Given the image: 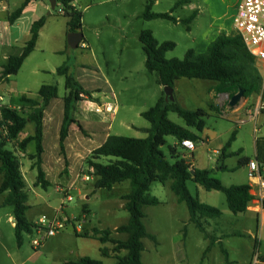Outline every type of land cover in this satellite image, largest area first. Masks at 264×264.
<instances>
[{"label": "rangeland", "instance_id": "1", "mask_svg": "<svg viewBox=\"0 0 264 264\" xmlns=\"http://www.w3.org/2000/svg\"><path fill=\"white\" fill-rule=\"evenodd\" d=\"M22 1L9 0L10 15L21 6ZM181 1L183 0H159L153 11L168 13ZM194 1V3H184L175 8L172 13L175 18L185 20L199 10L197 18L195 17L189 23L191 31H188V24L184 22L142 19L141 15L145 10L147 0H75L74 4L83 13L82 34L84 39L82 42L87 45V48H83L81 42L77 49L71 48L67 43V19L60 14V10H50V15L48 11L42 10V16L46 17V25L35 50L25 60L16 76H12L9 82L0 81V108L10 105L11 100L18 96L37 97L43 85H57L59 97L51 101L50 108L45 115V121L52 124L49 125L52 132L47 131L45 146L50 154L49 159L53 158L55 149H57L56 157L60 155L65 166L66 147L62 152L59 146V124L63 119V97L69 90L65 84V76L57 74V69L65 65L68 67V73L92 93L91 97H82L80 107L73 111V116L77 111L79 115L80 112H89L90 123L89 121L87 123V120L84 122L86 127L92 131L96 127L106 129L110 125L108 132L110 135L130 138L147 137L148 134L141 130L148 129L151 125L141 114L153 108L161 97H165V94L164 88L161 89L158 83V75L150 73L145 67L146 54L139 42V34L143 30H150L160 43L173 42L175 48L166 53V59H183L189 49H199L198 53L202 54L206 50L202 51L198 44L206 39L211 23L215 22L226 29L230 25L236 2V0ZM29 10L19 21L21 27H25L30 21H35L34 19H40V14L36 16L33 11ZM6 19L8 20L7 13L1 16V20L6 21ZM227 32L228 34L235 33L232 27L228 28ZM1 34L5 35L1 32L0 37ZM22 43L20 41L17 47L22 46ZM253 68L263 77L261 91L251 96L244 95L236 107L227 110L226 107L231 97L229 94L218 92L217 82L185 78L175 82L176 97L183 107L203 109L208 114L206 130L209 131L213 143L211 145L204 142L197 144L194 151L195 159L192 162L194 166L203 169L215 168L218 162L209 159L208 156L213 154V148H217L221 143H227L236 131V138L230 149L234 154L226 160V165L234 170L212 175L224 185L239 184L247 180V168L239 167L240 158L253 157L256 142L264 140V116H259L255 125V121L246 115L249 110H253L260 96L264 94L263 63L255 59ZM107 103L117 107L113 120L109 118L110 114L105 109ZM220 105L224 112L220 111ZM97 106L104 107L102 114L96 112ZM233 109H239L241 113H245L239 119L240 125L229 120ZM113 112L114 110H111V113ZM168 118L181 127H186L184 120L176 113L170 112ZM33 128L34 125L29 123L16 140H11L5 133L0 132V140H6L5 149L13 152L17 157L26 184L25 190L29 195L28 205L30 206L26 216L32 222L46 216L49 219H68L69 223L62 233L47 239L37 250L32 246L33 239L37 238L35 233L24 234L21 246H18L14 236L11 242L12 250L10 241L8 243L6 241L7 237L10 238L14 232L7 214L12 213V207L3 205L5 193H0V234L5 238L2 243L8 251L5 252L0 248V264H66L84 256L100 260L103 264H116V257L126 256L127 251L114 252V243L108 242L102 245L94 239L81 237V235L89 236V231L94 228L113 230L126 225L129 220V213L122 208L124 202L117 195L121 191H128V185H118L116 191L96 190L94 187L96 177L93 176L94 170L89 167L87 160L92 151L101 145V138L95 135L87 139L85 137H90L89 133L83 137L75 126L70 130L71 145L69 143L68 152L74 153L76 145L87 149L71 158L76 163L72 161L73 178L80 172V179L77 178L72 185L69 191L72 200L67 201L65 200L66 192H61L58 188L70 185L65 176L68 174V164L62 178L52 179L50 187L43 189L41 186H35L37 170L32 169L34 161L30 160V155L35 153V143H30L25 148L20 147L22 138L31 135ZM55 128L58 131L56 142L52 141ZM199 135L204 136L201 132ZM165 141L166 144L161 149L164 154L168 155L176 139L167 136ZM89 147L94 149L91 150ZM102 161L105 163L107 159ZM80 166L83 167L80 168ZM86 175L89 177L88 180H85ZM2 180L3 174L0 172V185ZM196 187L200 188V193ZM188 188L193 196L199 197L202 203L224 212L225 218L220 223L221 227L227 232H240L238 235L229 237L224 244L229 247L230 260L234 264H249L252 254L256 255V242L261 229L264 232L260 217L258 219L246 217L248 220L243 217L236 219L235 214L228 209L225 195L222 192L207 191L193 182L188 183ZM150 193L162 203L143 208L146 216L144 224L148 232L157 239H143L142 262L144 264H225L224 255L219 246L212 248L205 256V247L208 242L206 243L203 234L195 224L188 222V208L171 191L170 183L162 185L159 182H153ZM209 220L212 223H209ZM216 221L217 219L205 220V225L206 222L209 224L211 234L219 233L216 230L218 229ZM79 225L82 227L80 232L75 230V227ZM184 227L186 230L179 232V229ZM249 230L251 236L247 234ZM178 232L180 235L186 233L185 248L180 247V237H176V234L179 235ZM111 238L114 241L124 240L127 235L113 231ZM104 246L110 256H103L100 252L99 248ZM19 249L18 255L12 252ZM8 253H11L15 259L13 262L8 258Z\"/></svg>", "mask_w": 264, "mask_h": 264}, {"label": "trees", "instance_id": "2", "mask_svg": "<svg viewBox=\"0 0 264 264\" xmlns=\"http://www.w3.org/2000/svg\"><path fill=\"white\" fill-rule=\"evenodd\" d=\"M31 1L25 0L22 5L9 16V23L13 24L21 17L25 8ZM56 9L62 8L63 16L67 19V33L82 32L83 13L74 4L75 0H55ZM157 0H148L141 18L146 21L156 19L168 20L178 23L172 13L175 8L184 4L185 0L177 3L168 13H154L153 6ZM195 13L188 19L181 20L189 24ZM46 17L35 21L30 29V39L25 43L19 55L10 56L2 67L0 81L9 82L10 77L16 76L25 60L35 50L40 30L45 25ZM139 42L146 54L145 67L150 73L158 75V83L162 87H175V82L182 78L200 79L218 83V92L235 95L239 90L244 95L251 96L261 91L263 77L253 68L255 58L248 52L242 38L236 32L234 34L220 33L213 40L202 54L195 49H189L183 59H166V53L175 48L173 42L160 43L150 30H143L139 34ZM80 47V46H79ZM57 74L65 76V84L69 94L64 98V116L60 130L59 145L62 152L65 150V141L73 126L83 135H88L81 123L74 118L73 111L83 96L91 97L92 93L78 83L68 73V67L63 65L57 69ZM165 94V93H164ZM59 97L57 85H43L38 91L37 97L26 95L13 98L10 105L0 108V126L7 131V137L11 140L19 138L29 123L34 125V134L24 138L20 147L25 148L30 143H35V153L30 155L34 161L32 169L37 170V181L35 186L43 189L49 187L42 168L44 112L53 99ZM175 97V96H174ZM170 112L176 113L182 118L187 127L202 132L206 127L207 112L203 109H186L176 100L166 102L161 97L157 104L143 112L141 116L150 123V128L142 129L147 133L145 138H130L120 135H110L105 143L95 149L87 160L90 168L94 170L93 176L95 189L111 190L116 184L129 182L130 192L122 196L125 201V209L129 213V220L115 230L95 229L92 237L100 241L102 245L114 243V252L127 251L126 256H117L116 264H144L142 252L144 251L143 239L155 240L145 224V206L160 204L157 197L151 195L150 189L153 182L162 185L170 183L171 191L178 197V200L185 203L190 222L195 224L206 239H210L211 248L214 240L207 231L205 220L217 219L222 212L213 206L202 203L197 196H193L188 188V183L193 182L202 186L207 191H219L225 195L228 209L235 215L247 210L253 196L250 193V186L247 184L225 186L220 180L212 176V171L207 169L190 170V165L184 158L182 146L183 140H192L199 143L201 138L192 131L181 127L168 118ZM172 136L177 144L170 147L169 154L162 151L166 144L165 137ZM236 132H233L222 152L223 155L235 141ZM6 140H0V172L3 180L0 185V193H5L4 206L12 207L15 219V237L18 246L22 245L24 234L35 233V224L28 221L27 211L29 195L26 192V184L19 168L17 157L13 152L5 149ZM107 159V162H103ZM249 158L244 162L248 163ZM264 162V161H263ZM67 165V162H66ZM226 170V167H223ZM264 174V172H263ZM87 176V175H86ZM123 233L127 235L126 240L114 241L111 234ZM87 238L88 235H81ZM103 256H109L105 247L100 248ZM225 264H232L227 250L222 249ZM66 264H103L100 260L90 257H81L76 261H69Z\"/></svg>", "mask_w": 264, "mask_h": 264}, {"label": "crops", "instance_id": "3", "mask_svg": "<svg viewBox=\"0 0 264 264\" xmlns=\"http://www.w3.org/2000/svg\"><path fill=\"white\" fill-rule=\"evenodd\" d=\"M25 0H23L22 1V3L24 2ZM148 1V0H147ZM158 1L159 0H157L156 2H155V4H154V6L158 3ZM239 1L240 0H236V2H235V7H234V11H233V13H232V16H231V22H230V25L225 29H223V27L222 26H218L215 22H212L211 23V25H210V27H209V29H208V35H207V37H206V39L205 40H203L202 42H200L199 44H198V47H200L201 48V50L203 51H205L206 49H207V47H208V45L213 41V40H215L216 38H217V36L220 34V33H227L228 34V32H227V29L228 28H233V18H234V16H235V14H236V12H237V5H238V3H239ZM195 1L194 0H185V2L184 3H194ZM147 4V3H146ZM3 5L4 6H2L1 8H0V33L1 32H4L5 33V35H3V34H1V37H0V71L2 70V67L6 64V62H7V60H8V58L10 57V56H13V55H19L21 52H22V49H23V47H24V45H25V43L30 39V29H31V26H32V24L35 22V21H37V19H34L35 21H30V23L28 24V25H26L25 27H21L20 26V24H19V21L24 17L23 15L26 13V11L27 10H29V11H33V13H35L36 14V16L38 15V14H40V19L43 17L42 16V10H45V11H48L49 12V10H51L50 9V3H49V0H38V1H31L29 4H28V6L25 8V10H24V12H23V14L21 15V17L19 18V19H17V21H15L13 24H10L9 23V11H10V7H9V0H3ZM22 5V4H21ZM43 5V6H42ZM36 6H39V7H36ZM154 6H153V8H154ZM182 6V5H181ZM180 7V6H179ZM31 8H33L32 10H31ZM152 11H153V9H152ZM198 11L199 10H196V12L198 13ZM154 12V11H153ZM5 13H7V17H8V20L6 19V21H3V20H1V16L3 15V14H5ZM154 13H158V12H154ZM197 13H195V16H194V18L196 17L197 18ZM51 14V13H50ZM50 14H48V15H50ZM174 16V15H173ZM39 18V17H38ZM193 18V19H194ZM177 20H179L178 21V23L180 22L181 23V19H179V18H176ZM193 19H192V21H193ZM45 25H46V23H45ZM45 25L42 27V29L40 30V35H39V39H38V42H39V40H40V37H41V34H42V31H43V29H44V27H45ZM187 30L188 31H191V27H190V25L188 24V27H187ZM20 41H22L23 43V45L22 46H20V47H17V45L19 44V42ZM82 44V47L83 48H87V45H86V43H84V42H82L81 43ZM80 44V45H81ZM79 45V46H80ZM84 45V46H83ZM79 48V47H78ZM196 52H200L199 51V49H196ZM1 73V72H0ZM11 78V77H10ZM162 88H164V87H162L161 86V89ZM97 92H99V90L97 91ZM69 94V91L67 92V94L63 97V98H65L67 95ZM174 94H175V98H176V100H177V97H176V89L174 88ZM54 100V99H53ZM177 102L180 104V101H178L177 100ZM51 103V102H50ZM181 105V104H180ZM50 106V104L48 105V107L46 108V110H45V112H44V119H43V124H44V131H43V148H44V153H43V155H42V159H43V162H42V168H43V171H44V173H45V178H46V180L49 182V184L51 185L52 184V179L53 180H57L58 178H62V176H63V174H64V170L66 169V166L67 165H65L64 166V164H63V161H62V157L59 155V157L57 158L56 157V150L57 149H55V154H54V156H53V158L52 159H49V152L46 150V146H45V141H46V135H47V131H50V132H52L51 130H52V128H50L49 127V125H52V124H48L46 121H45V115L47 114V112H48V108H50L49 107ZM106 106H110L111 107V110L113 111L114 110V112L113 113H109L110 114V117L109 118H111L112 120H113V118L115 117V112L117 111V107L116 106H113L112 104H110V103H107L106 104ZM182 106V105H181ZM183 107V106H182ZM221 105L219 106V108H220V111L221 112H224L222 109H221ZM185 108V107H184ZM228 108H230L229 106H227L226 107V110L228 109ZM79 109V108H78ZM89 112H86V113H84V112H80V115H79V113H78V111L75 113V115H74V118L75 119H77L80 123H81V125L84 127V129L89 133V135H90V137H85L84 135H83V137H85V138H87V139H90V138H93V137H95V135H96V137H100L101 138V145H103L104 143H105V141L107 140V138L110 136V134L108 133L109 131H110V125H108L107 126V128L105 129V128H103V127H96L95 129H93V131L92 130H89L87 127H86V124H85V122H84V120H87V123H88V121H89V123H90V118H89V114H88ZM225 114H226V112H225ZM242 114H245V113H241V110H239V109H236V110H232V113H231V117L229 118V120H231L232 122H234L236 125H238V123H239V119L241 118V116H242ZM247 116H249V111H248V113L246 114ZM63 116H64V112H63ZM226 116H227V114H226ZM260 116H262V115H260ZM250 117V116H249ZM259 117V116H258ZM258 117H256V118H253V121H255V125L257 124V118ZM62 122H63V119H62V121L60 122V124H59V126H60V130H61V126H62ZM241 123H239V125H240ZM184 128H186V129H188V130H190V131H192L193 133H195V134H197L200 138H201V141L200 142H204V143H207L208 145H211L212 143H213V140H212V137H210L209 136V131L208 130H206V127H205V129L201 132V133H203L204 134V136L203 137H201L200 135H199V132H197V130L196 129H194V128H191V127H184ZM54 130V129H53ZM58 130H59V128H58ZM255 130H257L256 128H255ZM57 130H56V128H55V134H53L52 135V141L54 140V142H56L57 141ZM236 132V131H235ZM34 134V128H33V132L31 133V135H28V136H26V137H29V136H32ZM69 135H70V132H69ZM92 136V137H91ZM215 135H213V137H214ZM26 137H24V138H26ZM24 138H22V139H24ZM59 140H60V134H59ZM192 141V140H191ZM199 142V143H200ZM69 143H70V138H69V136L67 137V139H66V141H65V143H64V145H65V147H66V157L64 158L65 159V163L67 162V164H68V167H67V175H65L66 177H67V179L69 180V182H70V185L67 187H61V189L60 188H58V190H60L61 192L62 191H64V192H66V193H68L69 194V191H70V189H71V187H72V185H74V183H75V181H76V179L77 178H79L80 179V177H79V175H80V172L78 173V174H76L75 175V177L73 178V174H74V171H73V167H72V161H73V163H75V160H72L71 158H74V157H76L75 155H80L81 154V152L82 151H84L85 149H87V148H82L81 146H79V145H76L75 147H74V153H70V152H68V148H69ZM177 144V140H176V143L174 144V146ZM196 144V148H197V144L198 143H195ZM70 145H71V143H70ZM100 145V146H101ZM225 145H226V143H224V144H220V145H218V147L217 148H213L212 149V152H213V154L212 155H209L208 157H209V159H211V160H214V161H216V162H218V164H217V166L215 167V168H210V169H207V170H211L212 171V175L213 174H215V173H225V172H230V171H232V170H234V169H230L227 165H226V160H227V158L228 157H230L231 155H233L234 153L232 152V151H230V149H231V147L227 150V152L225 153V155H223V152H222V150H223V148L225 147ZM60 146V145H59ZM99 146V147H100ZM98 147V148H99ZM91 150H93L94 148H91V147H89ZM95 149H97V148H95ZM94 149V150H95ZM93 150V151H94ZM196 150V149H195ZM92 151V152H93ZM184 158H185V160H186V162L190 165V170L191 171H193L194 169H203V168H199V167H196V166H194L193 164H192V162H194V152L192 153V157H190V153L185 149L184 150ZM52 156V155H51ZM245 158H249V161H248V163L251 161V160H255V161H257L258 162V164L260 165V166H263L264 165V140L263 141H257L256 142V150H255V154H254V156L253 157H242V158H240V161H239V167H241V168H247V180L246 181H243V182H241V183H239V184H231V185H225V186H227V187H229V186H233V185H243V184H247V185H249L250 186V188H251V190H250V193H251V195L254 197L253 198V200L250 202V204H249V206H248V208H247V210L245 211V212H243V213H239V214H237V215H235V217H236V219H241L242 217L243 218H245V219H247L248 220V218H246V217H249L250 219H254V217H256L257 219H258V217H260V220H261V223H263V225H264V211H258V207H257V204H258V195H259V191H260V187H259V185H257V183L255 182V181H253V180H251L250 178H249V176H248V171H249V168H248V163H245L244 162V159ZM76 164V163H75ZM30 166H31V162H30V164H29ZM83 166H80V168H82ZM223 167H226V170L225 169H223ZM215 178V177H214ZM83 180H84V178H82ZM219 180V179H218ZM125 183H127V182H123V183H121V184H116L110 191H116L117 190V186L118 185H128L127 187H128V191H126V192H124V191H121V192H119L117 195H118V197L120 198V200L121 201H123L124 203L122 204V208L123 209H125V201L124 200H122V196L123 195H125V194H127V193H129L130 192V184H125ZM50 185H49V187H50ZM198 185V184H197ZM196 189H197V191L200 193V188L199 187H196ZM65 193V194H66ZM199 198V197H198ZM200 200V199H199ZM159 201H160V204L162 203V201L159 199ZM159 205V204H158ZM126 210V209H125ZM221 211V210H220ZM222 212V216L220 217V218H217V221H216V225L218 226V229H216V230H218V234H211L210 233V231H209V224H207V222H206V225H207V227H206V229H207V231L211 234V236H212V238H213V240H214V243L211 245V248L209 249V251L207 250V248H208V246H210V239H206L205 237H204V240L206 241V251H205V256H206V254L208 253V252H210L211 251V249L212 248H214V247H216V246H219L220 248H221V251H222V249H225V250H227V252H228V254H229V251H228V248L229 247H226L224 244H225V242H226V240H228V238L229 237H231V236H235V235H238V234H240V232H236V231H233V232H227L226 230H224V228H222L221 226H222V224H220L221 223V221L223 220V218H225L224 216V212L223 211H221ZM8 214V221L9 222H11L12 223V229H13V231H14V227H15V222L13 221L14 220V217H13V213H11V212H8L7 213ZM27 217V216H26ZM237 217H240V218H237ZM28 219V218H27ZM189 219H190V215H189ZM39 220V219H38ZM37 220V221H38ZM29 221V220H28ZM37 221H29V222H31V223H33V224H35ZM188 222L190 223V220H188ZM209 223H212L211 222V220H209L208 221ZM205 225V226H206ZM262 226V225H261ZM186 227V226H185ZM183 228V229H179V232H183V231H185L186 230V228ZM116 228H118V227H116ZM116 228H114L113 230H115ZM92 230H95V228L94 229H92ZM92 230L91 231H89L90 233H89V237H87V238H89V239H94V240H96V241H99L98 239H96V238H93L92 237V235H93V233H92ZM99 230V229H98ZM226 231V232H225ZM178 232V233H179ZM250 230L249 231H247V234H249L250 235ZM261 234L259 235V239H257V242H256V245H257V249H256V254H259V256L261 257V259H262V261L264 262V232H263V230L261 229V232H260ZM15 236V232H13L12 233V235H11V237L9 238V237H7V239H6V241H7V243L10 241V246H11V249L13 250V248H12V244H11V242L13 241V237ZM153 236V235H152ZM251 236V235H250ZM176 237H180V240H179V242H180V247L182 248V247H184L185 248V245H184V242H185V238H186V233L184 234V235H180V233H179V235L178 234H176ZM53 238V237H52ZM154 238H155V240H157L156 239V237L154 236ZM127 239V238H126ZM126 239H124V240H126ZM5 241V238H4V236L3 235H1L0 234V248H1V250H4L5 252H8L7 251V247L2 243V242H4ZM100 242V241H99ZM105 248H106V246H104ZM101 248V247H100ZM100 248H99V250H100ZM18 251V252H17ZM17 251H12L14 254H17L18 255V253H19V251H20V249L19 250H17ZM110 256V255H109ZM254 253L252 254V257H251V259H250V262H249V264H253V260H254ZM8 258L13 262V260H15L12 256H11V253H8ZM231 261V260H230ZM232 262V264H234V262L233 261H231Z\"/></svg>", "mask_w": 264, "mask_h": 264}, {"label": "built area", "instance_id": "4", "mask_svg": "<svg viewBox=\"0 0 264 264\" xmlns=\"http://www.w3.org/2000/svg\"><path fill=\"white\" fill-rule=\"evenodd\" d=\"M4 6L3 0H0V8ZM60 14L63 15L62 8L59 9ZM233 30L241 36L248 52L255 58L263 63L264 68V0H240L237 5V12L233 18ZM84 46V45H83ZM80 103V102H79ZM79 103L77 108H79ZM107 112H111V107H105ZM96 112L102 114L104 107L97 106ZM264 116V94L260 96L258 103L253 107V110H249L250 118H256L258 116ZM0 132L7 135V131L4 127L0 126ZM182 146L191 154L196 149L195 142L191 140H183ZM248 176L251 180L255 181L260 187L258 197V211H264V165L260 166L257 161L251 160L248 163ZM89 177L85 176V180ZM65 200L71 201L70 194H65ZM65 203V202H63ZM69 223L68 219H49L46 216H42L35 223V234L37 238L33 239L32 246L37 250L43 243L52 237H55L62 233ZM82 227L79 225L75 230L80 232ZM253 264H264L259 254L254 256Z\"/></svg>", "mask_w": 264, "mask_h": 264}, {"label": "water", "instance_id": "5", "mask_svg": "<svg viewBox=\"0 0 264 264\" xmlns=\"http://www.w3.org/2000/svg\"><path fill=\"white\" fill-rule=\"evenodd\" d=\"M50 3V9L54 10L56 7V1L55 0H49ZM51 11L49 10L48 14H50ZM84 35L82 32H70L67 35V43L68 45L73 48L77 49L80 45V43L83 41ZM164 93H165V100L166 102L174 101V88L172 87H164ZM245 92L243 90H239V92L235 95H233L228 103V106L230 108L236 107L241 99L244 97ZM15 222V219L13 220Z\"/></svg>", "mask_w": 264, "mask_h": 264}]
</instances>
